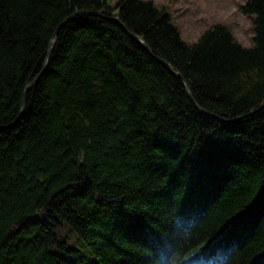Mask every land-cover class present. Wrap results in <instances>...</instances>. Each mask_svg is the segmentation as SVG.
Returning a JSON list of instances; mask_svg holds the SVG:
<instances>
[{"label": "trees", "instance_id": "1", "mask_svg": "<svg viewBox=\"0 0 264 264\" xmlns=\"http://www.w3.org/2000/svg\"><path fill=\"white\" fill-rule=\"evenodd\" d=\"M245 1L250 47L223 23L188 42L152 0H0V264H264V0Z\"/></svg>", "mask_w": 264, "mask_h": 264}, {"label": "rangeland", "instance_id": "2", "mask_svg": "<svg viewBox=\"0 0 264 264\" xmlns=\"http://www.w3.org/2000/svg\"><path fill=\"white\" fill-rule=\"evenodd\" d=\"M109 1L114 4L117 0ZM152 1L158 7L168 10L183 39L188 42L196 41L213 24L223 23L242 45L246 47L253 45L254 19L252 15L242 10L245 0ZM72 241L73 244L81 246V242L74 238Z\"/></svg>", "mask_w": 264, "mask_h": 264}, {"label": "water", "instance_id": "3", "mask_svg": "<svg viewBox=\"0 0 264 264\" xmlns=\"http://www.w3.org/2000/svg\"><path fill=\"white\" fill-rule=\"evenodd\" d=\"M81 13H87V14H97V15H99V16H103V14H101V13H99V12H94V11H90V10H79V11H76V12H74L69 18H68V20H70L71 18H73V17H75L76 15H79V14H81ZM115 20H117L120 24H122V26L130 33V34H132L133 36H135L136 38H138L141 42H142V44L157 58V59H159V60H161V61H163L176 75H178L183 81H184V84H185V86H186V90H187V93H188V95H189V97L193 100V102H194V104L197 106V108H199L200 110H202V111H204V112H206V113H208V114H211V115H213V116H216V117H218L216 114H214V113H211V112H209V111H207V110H205L203 107H201L199 104H198V102H197V100H196V98H195V96H194V94L192 93V90H191V86H190V84H189V82H188V80L186 79V77L180 72V71H177V70H175L174 69V67L172 66V64L169 62V61H167V60H165L164 58H162V57H159V56H157V55H155L153 52H152V49L150 48V46L148 45V43L141 37V36H139L138 34H136V33H134V32H132L131 30H129L127 27H126V25L122 22V20H120V18H118V17H113ZM57 36H58V29L54 32V35H53V37H52V44L50 45V47H49V50H48V55H47V60L49 59V57H50V54H51V51H52V49H53V47H54V45H55V43H56V41H57ZM39 77H40V75L35 79V81L33 82V83H31L29 86H28V88L27 89H30L34 84H36V82L38 81V79H39ZM26 94H27V90H26V92H25V95H24V98H23V101H22V106H21V110H23V108H24V106H25V103H26ZM264 106V104H262V106H260V108L261 107H263ZM250 113H253V112H250ZM236 119H239L238 117L236 118Z\"/></svg>", "mask_w": 264, "mask_h": 264}, {"label": "clouds", "instance_id": "4", "mask_svg": "<svg viewBox=\"0 0 264 264\" xmlns=\"http://www.w3.org/2000/svg\"><path fill=\"white\" fill-rule=\"evenodd\" d=\"M179 260H180V264H183V256H182V253H180V255H179Z\"/></svg>", "mask_w": 264, "mask_h": 264}, {"label": "bare ground", "instance_id": "5", "mask_svg": "<svg viewBox=\"0 0 264 264\" xmlns=\"http://www.w3.org/2000/svg\"><path fill=\"white\" fill-rule=\"evenodd\" d=\"M246 3V2H245Z\"/></svg>", "mask_w": 264, "mask_h": 264}]
</instances>
